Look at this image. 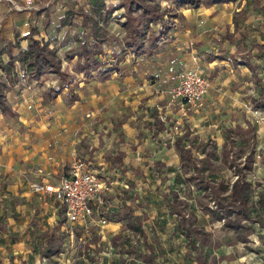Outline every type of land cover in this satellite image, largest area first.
<instances>
[{"label": "crops", "instance_id": "0c3cea01", "mask_svg": "<svg viewBox=\"0 0 264 264\" xmlns=\"http://www.w3.org/2000/svg\"><path fill=\"white\" fill-rule=\"evenodd\" d=\"M17 1L21 11L0 0V87L6 108H0V195L14 196L8 207L0 198V217L7 227L24 224L25 213L29 221L33 218L34 209L24 207L27 200L17 204L16 197L35 196L56 203L51 196L34 193L30 186L57 184L64 169L79 158L109 183L105 202L107 207L111 204L115 219L108 229L117 236L115 231L126 220L117 218L126 209H131L136 222L144 213L138 189L144 183L140 180L175 167L176 140L182 136L189 141L202 131L209 114L219 130L215 135L219 145L223 144L221 133L239 125L246 128L255 120L260 141L264 140V108L253 103L260 98L264 102V31L258 28L262 22H236L232 3H200L195 9L181 10L180 21L163 42L168 46L159 45L148 54H143V48L132 54L123 47V57L115 60L118 49L110 35L119 32L118 21L100 22L104 12L89 11L92 0H31L30 8L23 0ZM70 11L74 13L65 21ZM99 30L107 32L100 43ZM118 36L122 46L123 36ZM193 36L195 45L190 47ZM31 40L55 52L59 74L37 78L20 68L15 60ZM94 49L95 55L91 53ZM11 61H15L14 68ZM113 63L117 70L108 72ZM181 68L197 69L210 79L211 86L201 105L179 120L181 132H175L179 115L171 92L176 70ZM209 144L214 146L207 143L205 153ZM2 179L6 182L1 183ZM149 208L144 226L167 228L161 223L159 205ZM157 234L164 237L162 232Z\"/></svg>", "mask_w": 264, "mask_h": 264}, {"label": "rangeland", "instance_id": "374dc122", "mask_svg": "<svg viewBox=\"0 0 264 264\" xmlns=\"http://www.w3.org/2000/svg\"><path fill=\"white\" fill-rule=\"evenodd\" d=\"M101 1L95 2L96 8L89 4L92 8L89 6L88 10L103 11L100 22H121H117L119 32L110 35L118 49L113 56L115 60L123 57L125 51L131 52L126 42L133 37L136 39L138 33H142L143 39L153 33L158 37L156 46L143 43V54L157 50L162 44V48L168 46L163 43L167 34L160 33L161 23H150L151 13L144 12L142 7L168 10L163 19L172 26L170 32L180 21L181 10L213 2L186 0L188 4L178 5V0H110L99 7ZM223 1L232 3L236 22L261 20L258 28L264 31V0ZM128 26L131 29L126 31ZM94 27L91 26L92 31ZM118 34L123 36L122 46ZM98 36L99 41L106 38V30H99ZM192 39L190 47L195 45V36ZM123 47L125 51H121ZM96 52V49L91 51L93 55ZM19 59L18 56L15 61L25 71ZM15 61L10 65L13 68ZM183 70L177 69L176 73ZM69 101L72 104L74 98L71 96ZM254 108L250 111L257 116ZM207 118L202 131L190 136L189 141L182 140V136L176 140L178 163L175 167H169L163 175L138 179L144 183L138 188L144 213L137 222L133 218L126 219L115 231L117 236L108 229L115 219L109 203L104 211L105 226L91 224L81 229L67 224L57 203L51 204L35 196L34 199L25 195L16 197L17 204L27 200L24 207L34 209L30 214L33 218L29 221V213H25L28 216L24 224L7 227L6 220L0 217V264H264V140L261 142L258 135V120L246 128L239 125L221 133L223 144L219 145L215 137L219 130L212 124L214 116L209 114ZM63 122H66L65 116ZM209 142H213L214 147L208 154L205 150ZM67 172L69 168L62 174ZM13 197L0 195L6 207L13 205ZM154 204L162 209L159 211L161 223L167 226L163 230L160 225L146 227L143 224L150 215L149 206Z\"/></svg>", "mask_w": 264, "mask_h": 264}, {"label": "built area", "instance_id": "2783aa9c", "mask_svg": "<svg viewBox=\"0 0 264 264\" xmlns=\"http://www.w3.org/2000/svg\"><path fill=\"white\" fill-rule=\"evenodd\" d=\"M10 6L21 11L17 0H5ZM27 7H32L31 0H23ZM211 86L208 77L199 74L197 69L181 71L176 75V86L171 97L178 106L179 119L175 120L173 130L181 132L180 122L194 109L198 108ZM32 191L51 196L63 210L67 224L78 225L86 229L91 224L105 226L107 223L104 211L107 208L105 197L109 192V183L96 172L87 168L86 163L75 158L69 172L62 175L57 184H33Z\"/></svg>", "mask_w": 264, "mask_h": 264}, {"label": "trees", "instance_id": "16d2710c", "mask_svg": "<svg viewBox=\"0 0 264 264\" xmlns=\"http://www.w3.org/2000/svg\"><path fill=\"white\" fill-rule=\"evenodd\" d=\"M97 1H101V0H92L91 4L94 8H96L95 6L97 5L95 2ZM223 0H213L214 3L216 2H220ZM101 5L99 7H104V3L103 0L100 3ZM178 5H184V4H188V2L186 0H178ZM192 4V3H189ZM98 7V8H99ZM144 12H149L152 15V18H150V23L154 22V21H159L162 25L161 31L160 33L163 34L166 32L169 33V30L172 28V26L170 24H168L167 20L163 19L164 15H167L169 13L168 10H160L159 8L153 6V7H142L141 8ZM96 10H92V12H94ZM74 12L70 11L68 12V14H66V19L65 21H67L68 16H72ZM108 13V12H107ZM126 31L130 30L131 27H126L125 28ZM152 35L154 40H152ZM97 36V35H96ZM167 36V35H166ZM160 37V36H159ZM132 38V37H131ZM166 38V37H165ZM102 39L98 42H101ZM151 43L156 46L158 44V37H156V33L150 34V36L146 39H143L142 33H138L137 38L135 39L133 37V39H130L129 41L126 42L127 47H129L131 49V53L135 54L136 51L140 50L141 48H143V43ZM19 62L22 63V65H24L25 71L28 75H31L33 77H39L41 75L47 74V73H54V74H59V68H58V60L56 58L55 52L53 50H50L47 45L45 44H40L38 41L35 40H31L30 44L28 46V49L26 51H24L23 53H21L19 55ZM13 61L10 62V65L13 66ZM105 65V63L103 64V66ZM117 70V67L114 65V63L112 64V66L109 68L108 72L111 71H115ZM4 92L0 87V108L5 111V105H4ZM254 106L256 107H263L264 108V102H262L261 98L258 99L257 101L253 102ZM213 145L209 144V148L207 149V153L209 154L212 149H213ZM63 213V210H62ZM134 215L131 211V209H126L124 211V214L122 215V217H118L117 219H134Z\"/></svg>", "mask_w": 264, "mask_h": 264}]
</instances>
